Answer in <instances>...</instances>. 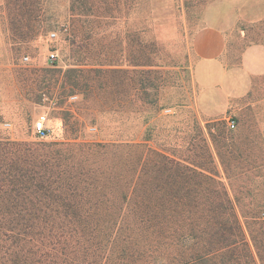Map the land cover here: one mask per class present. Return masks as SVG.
Here are the masks:
<instances>
[{
  "label": "rangeland",
  "instance_id": "obj_1",
  "mask_svg": "<svg viewBox=\"0 0 264 264\" xmlns=\"http://www.w3.org/2000/svg\"><path fill=\"white\" fill-rule=\"evenodd\" d=\"M206 24L225 26L223 66L238 67L246 45L264 43V0H0V139L85 145L81 171H103L96 197L159 178V153L212 177L196 211L242 222L263 212L264 137L239 98L199 79L191 38ZM41 114L44 138L32 132ZM253 229L243 225L253 254L243 264L256 258Z\"/></svg>",
  "mask_w": 264,
  "mask_h": 264
},
{
  "label": "trees",
  "instance_id": "obj_2",
  "mask_svg": "<svg viewBox=\"0 0 264 264\" xmlns=\"http://www.w3.org/2000/svg\"><path fill=\"white\" fill-rule=\"evenodd\" d=\"M84 147L0 139V264H243L253 257L243 225L260 230L250 238L264 264V211L241 215L242 222L234 212L195 210L208 206L198 192L211 176L158 153L159 178L139 177L120 184V194L96 197L103 171L97 164L81 171ZM220 195L225 207L230 200Z\"/></svg>",
  "mask_w": 264,
  "mask_h": 264
},
{
  "label": "crops",
  "instance_id": "obj_3",
  "mask_svg": "<svg viewBox=\"0 0 264 264\" xmlns=\"http://www.w3.org/2000/svg\"><path fill=\"white\" fill-rule=\"evenodd\" d=\"M228 40L225 26L206 24L195 30L191 52L199 79L211 81L216 90L218 83L222 84L230 92L232 102L239 98L242 112L246 108L256 114L258 129L264 137V91H260L259 80L264 78V43L246 45L240 53L239 66L228 69L222 62Z\"/></svg>",
  "mask_w": 264,
  "mask_h": 264
},
{
  "label": "built area",
  "instance_id": "obj_4",
  "mask_svg": "<svg viewBox=\"0 0 264 264\" xmlns=\"http://www.w3.org/2000/svg\"><path fill=\"white\" fill-rule=\"evenodd\" d=\"M56 56H57V53H55L54 51H51L48 54L47 59L49 60V62H53L56 59ZM228 126L230 128H234L236 126V121L234 118L230 117L228 119ZM32 132L34 135H36L39 138H44L48 136L49 128L46 125V115L45 114L39 115L37 119L34 120L32 124Z\"/></svg>",
  "mask_w": 264,
  "mask_h": 264
}]
</instances>
